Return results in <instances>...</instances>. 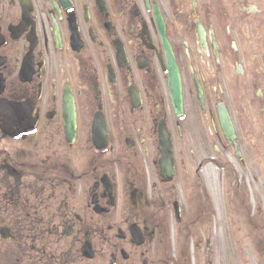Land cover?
<instances>
[{
    "label": "flooded vegetation",
    "instance_id": "obj_1",
    "mask_svg": "<svg viewBox=\"0 0 264 264\" xmlns=\"http://www.w3.org/2000/svg\"><path fill=\"white\" fill-rule=\"evenodd\" d=\"M0 264H264V0H0Z\"/></svg>",
    "mask_w": 264,
    "mask_h": 264
},
{
    "label": "water",
    "instance_id": "obj_2",
    "mask_svg": "<svg viewBox=\"0 0 264 264\" xmlns=\"http://www.w3.org/2000/svg\"><path fill=\"white\" fill-rule=\"evenodd\" d=\"M178 96H180V95H179V92H176V93H175V98H177ZM175 98H174V99H175Z\"/></svg>",
    "mask_w": 264,
    "mask_h": 264
},
{
    "label": "rangeland",
    "instance_id": "obj_3",
    "mask_svg": "<svg viewBox=\"0 0 264 264\" xmlns=\"http://www.w3.org/2000/svg\"><path fill=\"white\" fill-rule=\"evenodd\" d=\"M259 196H260V194H259Z\"/></svg>",
    "mask_w": 264,
    "mask_h": 264
}]
</instances>
